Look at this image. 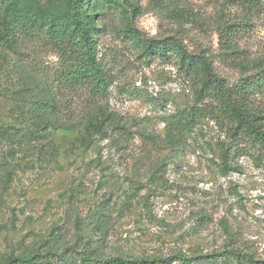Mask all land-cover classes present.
Segmentation results:
<instances>
[{
    "label": "rangeland",
    "instance_id": "obj_1",
    "mask_svg": "<svg viewBox=\"0 0 264 264\" xmlns=\"http://www.w3.org/2000/svg\"><path fill=\"white\" fill-rule=\"evenodd\" d=\"M21 1L57 14L68 2ZM86 4L110 84L99 96L60 91L64 128L0 147V264H196L226 246L264 258L263 172L238 154L223 171L227 128L211 116L178 129L173 121L194 105V84L175 59L144 58L132 40L182 42L239 85L264 65V0L256 10L245 0ZM16 44L14 52L0 43V125L23 128V99L36 89L25 77L41 79L61 61L43 39ZM254 103L264 112V96Z\"/></svg>",
    "mask_w": 264,
    "mask_h": 264
},
{
    "label": "trees",
    "instance_id": "obj_2",
    "mask_svg": "<svg viewBox=\"0 0 264 264\" xmlns=\"http://www.w3.org/2000/svg\"><path fill=\"white\" fill-rule=\"evenodd\" d=\"M245 8L256 10L261 0H245ZM86 0H68L62 13L22 5L21 0H3L1 6L0 43L16 51L19 38L43 39L54 48L60 67L43 78L24 79L33 96L23 99L25 127L0 125V147L34 141L42 132L64 128V102L60 91L82 89L88 95L99 96L110 84L98 57L91 18L87 15ZM144 58L175 59L184 76L194 84V105L178 116L173 123L178 129H189L196 121L211 116L225 124L227 143L220 148L225 173L230 170L231 155L248 157L264 174V112L257 109L254 99L264 96V65L256 75L239 85L231 86L215 72L213 62L203 53L190 54L177 40H145L132 36ZM21 55V54H19ZM46 135V134H45ZM227 170V171H226ZM185 264L192 261L181 258ZM150 260L114 258L97 260L96 264H143ZM11 264H36L34 259H20ZM88 264H94L85 260ZM173 261H163V263ZM196 264H264V258L240 246H226L222 252L204 256Z\"/></svg>",
    "mask_w": 264,
    "mask_h": 264
}]
</instances>
